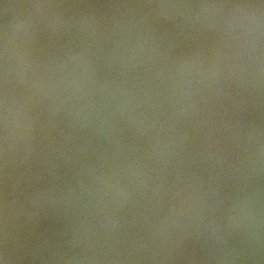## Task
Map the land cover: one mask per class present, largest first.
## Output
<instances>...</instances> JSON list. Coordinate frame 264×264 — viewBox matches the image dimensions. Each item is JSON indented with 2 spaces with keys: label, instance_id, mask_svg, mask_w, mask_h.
<instances>
[{
  "label": "water",
  "instance_id": "1",
  "mask_svg": "<svg viewBox=\"0 0 264 264\" xmlns=\"http://www.w3.org/2000/svg\"><path fill=\"white\" fill-rule=\"evenodd\" d=\"M0 264H264V0H0Z\"/></svg>",
  "mask_w": 264,
  "mask_h": 264
}]
</instances>
